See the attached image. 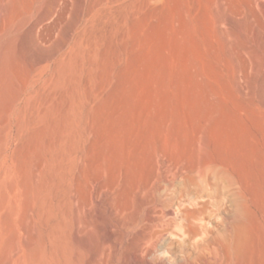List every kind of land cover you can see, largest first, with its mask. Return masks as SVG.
Wrapping results in <instances>:
<instances>
[{
	"label": "rangeland",
	"instance_id": "obj_1",
	"mask_svg": "<svg viewBox=\"0 0 264 264\" xmlns=\"http://www.w3.org/2000/svg\"><path fill=\"white\" fill-rule=\"evenodd\" d=\"M0 264H264V0H0Z\"/></svg>",
	"mask_w": 264,
	"mask_h": 264
},
{
	"label": "bare ground",
	"instance_id": "obj_2",
	"mask_svg": "<svg viewBox=\"0 0 264 264\" xmlns=\"http://www.w3.org/2000/svg\"><path fill=\"white\" fill-rule=\"evenodd\" d=\"M41 119V118H40ZM14 197V196H13ZM17 197V196H16ZM17 200H18V197H17ZM16 201V200H15ZM16 204V203H15ZM9 212V211H8ZM7 214H9V213H7ZM5 218V217H4Z\"/></svg>",
	"mask_w": 264,
	"mask_h": 264
}]
</instances>
